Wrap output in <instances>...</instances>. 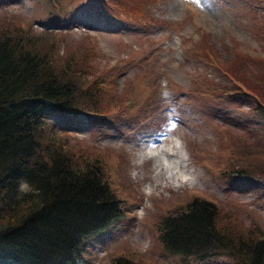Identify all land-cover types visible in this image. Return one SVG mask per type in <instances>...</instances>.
Masks as SVG:
<instances>
[{
	"label": "rangeland",
	"instance_id": "obj_1",
	"mask_svg": "<svg viewBox=\"0 0 264 264\" xmlns=\"http://www.w3.org/2000/svg\"><path fill=\"white\" fill-rule=\"evenodd\" d=\"M60 3L66 10H60L63 23L57 25L52 23L54 16L48 18L58 10L51 1L0 0V28L7 31V24L41 33L52 23L57 42L51 46L54 64L62 68L71 53L88 55L93 61L85 66V77L91 81L102 76L112 87V105L101 107L105 115L130 93L132 98L140 95L136 82L141 80L146 91L130 109L134 124L106 116L90 128L54 136L63 149L87 152L106 168L125 213L90 243L78 264H108L124 252L144 264H224L223 258L182 260L164 252L154 221L189 200L187 193L193 191L229 214L218 217L232 233L243 235L233 220L264 232V198L203 165L208 161L222 167L220 136L233 137L236 145L238 137L253 141L261 122L249 120L253 113L230 95L212 99L188 92L193 73L203 86L227 80L212 65L232 67L236 61L232 50H223L231 39L246 55L248 78L251 74L264 83V0H119L115 10L122 15L110 10L116 19L100 15L101 9L90 0ZM88 13L90 17L84 18ZM207 41L219 53L216 61L206 51ZM68 85L74 88L71 81ZM247 141H241L242 148ZM234 162L230 160L224 170L241 168L238 164L233 168Z\"/></svg>",
	"mask_w": 264,
	"mask_h": 264
},
{
	"label": "trees",
	"instance_id": "obj_2",
	"mask_svg": "<svg viewBox=\"0 0 264 264\" xmlns=\"http://www.w3.org/2000/svg\"><path fill=\"white\" fill-rule=\"evenodd\" d=\"M46 1L58 9L48 18L54 16L52 23L61 25L63 17L58 14L65 7L60 0ZM90 1L108 19H116L111 11L122 15L115 10L119 0ZM50 25L41 33L7 24V31L0 28V263L78 264L85 259L90 243L125 215L106 168L89 153L73 150L65 142L69 149H63L54 136L79 132L82 126L90 128L106 116L136 123L130 109L145 95L143 83L136 82L141 90L135 103H130L128 96L105 115L101 111L114 99L112 87L102 76L91 81L85 77V66L93 61L88 55L75 57L71 53L58 68L51 56V46L57 42ZM223 50H232L236 59L233 68L212 66L227 80L203 82V86L193 73L188 92L212 99L230 95L253 113L249 120L261 122L262 129L253 141L238 137L237 145L231 143L233 137L220 136L222 167L204 166L264 198V83L251 74L248 78L246 55L235 40ZM206 51L212 62L219 58L208 41ZM68 81L79 91L70 88ZM240 140L247 141L245 148ZM233 159V168L238 159L241 168L224 170ZM187 194L189 200L165 210L154 221L164 252L182 260L223 258L224 264H264L263 231L244 228L233 220L232 225L243 235L232 233V228L221 225L218 215L228 218L229 214L218 204L193 191ZM108 264L144 263L124 252Z\"/></svg>",
	"mask_w": 264,
	"mask_h": 264
},
{
	"label": "bare ground",
	"instance_id": "obj_3",
	"mask_svg": "<svg viewBox=\"0 0 264 264\" xmlns=\"http://www.w3.org/2000/svg\"><path fill=\"white\" fill-rule=\"evenodd\" d=\"M138 84H136V92H137V94H139V91L141 90V87H140V85H138ZM129 96V102L130 103H135L136 102V100L139 98V95H136L134 98H132V94L130 93V95H128ZM153 156V155H152ZM146 157H148V158H146V160H148L150 157L149 156H146ZM204 163V162H203ZM202 163V164H203ZM205 163H208V161L207 162H205ZM204 165V164H203Z\"/></svg>",
	"mask_w": 264,
	"mask_h": 264
}]
</instances>
